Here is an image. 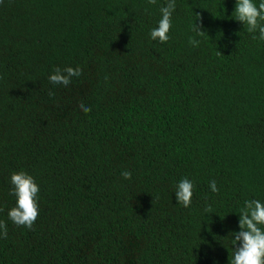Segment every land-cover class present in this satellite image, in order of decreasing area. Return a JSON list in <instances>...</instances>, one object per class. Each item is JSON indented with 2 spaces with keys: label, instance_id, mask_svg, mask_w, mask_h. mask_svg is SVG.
Listing matches in <instances>:
<instances>
[{
  "label": "trees",
  "instance_id": "16d2710c",
  "mask_svg": "<svg viewBox=\"0 0 264 264\" xmlns=\"http://www.w3.org/2000/svg\"><path fill=\"white\" fill-rule=\"evenodd\" d=\"M166 2L0 0V264H229L244 202L264 203V41L236 0H176L161 44ZM66 66L82 75L50 83ZM21 170L31 230L8 218Z\"/></svg>",
  "mask_w": 264,
  "mask_h": 264
},
{
  "label": "clouds",
  "instance_id": "9594fccd",
  "mask_svg": "<svg viewBox=\"0 0 264 264\" xmlns=\"http://www.w3.org/2000/svg\"><path fill=\"white\" fill-rule=\"evenodd\" d=\"M149 4L155 5L157 0H148ZM176 8V0H167L165 6L160 7L161 19L158 26L150 32L152 40H158L161 44L169 40L168 33L172 26L171 17ZM234 19L241 22L249 33L259 32V39L264 41V0L259 4L253 0H236V7L233 12ZM200 19L199 14H197ZM197 19V20H198ZM193 31L198 36H204L206 32L201 30V25L195 23ZM255 38V37H254ZM200 41L194 37H189V44L197 47ZM217 54H222L218 51ZM82 69L80 67L66 66L64 68L55 67L53 73L49 75V82L54 85L67 87L74 77H80ZM50 97L55 93L49 91ZM80 110L89 113L91 108L81 103ZM126 180L132 178V173L125 170L121 173ZM12 185L10 194L16 198L15 206L8 211V218L17 226H23L29 230L35 224L38 215V193L39 186L33 176L21 170L13 172L10 176ZM212 192H219L216 181L209 183ZM194 184L187 177L182 178L176 185L175 196L178 204L187 208L191 205ZM3 211V209H0ZM205 212H211V206L205 207ZM264 225V203L259 200L251 199L244 202V207L239 213L240 231L233 233L232 248L233 252L229 259V264H264V230L259 227ZM8 235L7 224L0 220V239H6Z\"/></svg>",
  "mask_w": 264,
  "mask_h": 264
}]
</instances>
